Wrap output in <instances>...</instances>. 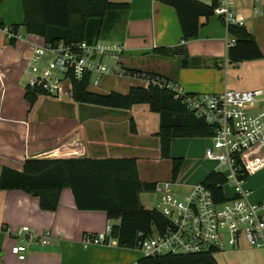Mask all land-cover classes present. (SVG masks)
Returning <instances> with one entry per match:
<instances>
[{
	"label": "crops",
	"instance_id": "1",
	"mask_svg": "<svg viewBox=\"0 0 264 264\" xmlns=\"http://www.w3.org/2000/svg\"><path fill=\"white\" fill-rule=\"evenodd\" d=\"M113 1H128L131 5L122 40L128 67L158 73L191 94L220 93L227 88L264 89V57L231 64L227 51L234 37L215 13L200 18L198 36L188 40L182 50L189 60L183 65L184 56L177 50L168 55L156 52L158 48L182 49L181 25L174 7L160 0ZM233 3L236 15L244 21V27L264 54V14H254V0H233ZM0 20L5 28L19 24L21 35L12 44L8 32L0 31V176L4 166L22 170L30 157H137L139 164L150 140L159 139L156 133L160 115L146 103L134 104L128 110L107 107L103 112L112 113L110 119H96L87 126L82 121L68 126L65 119L61 124V118L57 121L37 114L35 104L44 94H40L34 104L26 98L29 75L24 67L31 53L28 40L33 34L23 26V0H2ZM132 85L140 84L132 79L124 90L104 93H126ZM117 114L129 117L126 133L121 132V126L125 128L127 121L117 119ZM131 118L135 121L136 133L131 131ZM99 127L101 129L96 130ZM95 130L100 133L94 134ZM119 133L126 136L121 137ZM131 138L133 144L125 141ZM178 138L172 140L171 149L177 157ZM206 139L210 141L209 146L211 139ZM74 141H80L81 146L72 148ZM132 151L134 155L128 154ZM181 178L178 176L176 184H187L186 180L180 181ZM196 184L188 183V189ZM245 185L251 191L250 200L264 204V167L250 174ZM112 220L102 210L78 209L69 187L62 189L59 206L54 211L42 209L39 197L23 189L0 188V264H137L139 256L132 253L137 248L120 247L116 238L112 237L108 244L83 245L84 235L100 233L107 225L119 223ZM27 225L36 234L50 231L49 242L42 244L37 238H30L27 232L20 234L21 228ZM242 240L240 247L220 252L230 257L221 262L217 260L218 263L239 264L237 258L243 257L251 262L254 259V264H264V248L248 243L242 246ZM18 242L27 245L24 260L18 259L12 251V246Z\"/></svg>",
	"mask_w": 264,
	"mask_h": 264
},
{
	"label": "trees",
	"instance_id": "2",
	"mask_svg": "<svg viewBox=\"0 0 264 264\" xmlns=\"http://www.w3.org/2000/svg\"><path fill=\"white\" fill-rule=\"evenodd\" d=\"M2 0H0L1 2ZM175 8L181 25L182 49L158 48L157 53L168 55L176 50L183 55L188 40L198 36L200 18L214 14L216 1L211 4L201 0H160ZM128 1L112 0H23L24 23L28 33L40 35L48 43L61 39L67 41L106 40L113 37L122 41L130 10ZM122 20V27L119 21ZM0 26L5 27L0 20ZM17 33L20 25L9 27ZM235 43L229 46L227 58L231 64L264 57L255 38L246 27L233 24L228 26ZM14 44L16 39L10 38ZM182 64L189 63L183 55ZM131 72H144L166 77L148 70L130 69ZM169 81V80H168ZM90 75L73 80V100L98 106L128 110L134 104L146 103L153 112L160 115V126L156 133L159 138L160 156L171 159V177L177 179L184 157H173L172 140L176 137H209L214 129L203 118L189 110L182 97L174 90L156 85H132L126 93L110 91L98 92L89 87ZM40 90L27 85L26 98L34 104ZM191 94V93H187ZM130 128L136 133L133 118ZM223 175L210 172L202 181L215 195L218 201L224 199ZM157 181L142 180L137 157H30L24 162L23 169L8 166L2 168L0 188L23 189L39 197L40 207L44 210H56L60 194L69 187L74 195L76 207L80 210H102L109 219L119 220L112 225L111 236L118 245L136 248L142 237L161 229L165 217L157 209H146L140 193L155 190ZM138 264H219L212 252L196 254H163L156 257H141Z\"/></svg>",
	"mask_w": 264,
	"mask_h": 264
},
{
	"label": "built area",
	"instance_id": "3",
	"mask_svg": "<svg viewBox=\"0 0 264 264\" xmlns=\"http://www.w3.org/2000/svg\"><path fill=\"white\" fill-rule=\"evenodd\" d=\"M214 1V13L227 28L233 24L244 26V21L235 13L233 0ZM254 14H264V0H254ZM4 29L10 38H21L18 32L0 26V31ZM233 43L235 38L229 42ZM28 44L31 53L24 71L29 75L31 88L54 97L73 98L74 79L90 75L89 87L95 88L101 86L105 75L131 77L140 85L174 90L190 111L213 127L214 133L209 136L211 144L205 155L217 163L213 172L225 178L221 184L224 199L218 201L203 182L179 198L172 192L176 179L157 181L154 191L161 195L157 210L166 222L161 229L156 228L154 233L139 240L136 248L142 251V257L205 252L215 255L240 247L242 239L253 247L264 248V204L252 202L251 191L245 185L250 174L264 167V89L227 88L220 93L187 94L159 76L146 71L131 72L125 61V46L119 40L61 39L48 43L44 37L33 34ZM105 57L109 59L108 64ZM80 146V141L72 144L74 149ZM228 184L231 196L226 190ZM24 232L42 244L48 243L51 237L50 231L36 234L28 225L19 231L20 234ZM111 233L112 226L107 225L100 233L84 235L82 243L85 247L108 244ZM12 251L18 259L24 260L27 245L15 243Z\"/></svg>",
	"mask_w": 264,
	"mask_h": 264
},
{
	"label": "rangeland",
	"instance_id": "4",
	"mask_svg": "<svg viewBox=\"0 0 264 264\" xmlns=\"http://www.w3.org/2000/svg\"><path fill=\"white\" fill-rule=\"evenodd\" d=\"M113 1V0H112ZM205 3L211 2V0H201ZM122 20L119 21V27H122ZM21 33L24 34V29H21ZM106 40H116L113 37H109ZM105 63H109V59L107 57L104 58ZM242 63V62H241ZM240 64V63H239ZM131 77H120V76H112V75H105L102 78L101 86L91 88L92 90L98 91V92H105L109 90H124V88L127 87V83H129V80ZM29 82V77H28ZM261 105L263 102L260 103ZM104 109H107V107L98 106L94 104L89 103H81L76 102L73 100L72 97L64 96V97H54L51 95H42L39 98V101L35 104V112L41 116H48L52 117L53 119L56 118L58 121V118H61L60 123L63 124L66 120V124L72 125L73 123H78L82 121L84 126L89 125V123H93L96 121V119H110L109 116H113L112 113H104ZM118 118L121 119L122 122H126L125 128L124 125L121 126V132L126 133V127L129 124V117L125 114H117ZM107 119V120H108ZM106 120V121H107ZM123 128V129H122ZM99 127L96 130H100ZM94 131V134L100 133L99 131ZM123 133H119L121 137L126 136ZM125 141L129 142L130 144H133L134 139H125ZM209 140L206 139V137H197V138H187V137H179L176 141L177 151L179 153L178 156H184L185 163L183 164V167L181 169V172L179 174L180 181L186 180L187 184L180 185V184H173L172 185V192L179 198H182L186 192H188L190 189L188 183H200L202 182L205 177L212 172L217 163L214 161H211L206 158V149L209 144ZM99 146V145H98ZM146 153L140 157L139 161V170L140 175L142 179L146 180H156V179H171V159H163L160 156V145H159V139H151L148 143V148L145 150ZM130 155H134L135 153L130 152L128 153ZM173 157H177L172 153ZM226 190L228 195H232V189L231 186L228 184L226 186ZM161 199V195L158 192L152 191H143L140 193V200L143 204V206L146 209H158L159 208V202ZM114 223V221H111ZM248 242L246 240H242V246H246ZM249 245V243H248ZM132 253L138 255L139 259L143 256V253L139 249H133ZM227 254L225 253H216L215 258L221 262L223 259H226ZM247 256V255H246ZM228 259V258H227ZM249 261L247 259H244L243 257H238L237 262L239 264H254L255 260ZM228 261V260H227ZM137 262V260H136Z\"/></svg>",
	"mask_w": 264,
	"mask_h": 264
}]
</instances>
